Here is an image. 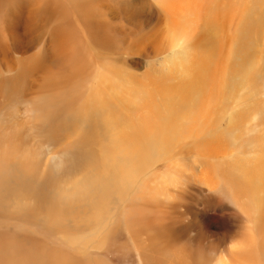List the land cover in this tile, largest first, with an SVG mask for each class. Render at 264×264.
<instances>
[{
    "label": "bare ground",
    "instance_id": "obj_1",
    "mask_svg": "<svg viewBox=\"0 0 264 264\" xmlns=\"http://www.w3.org/2000/svg\"><path fill=\"white\" fill-rule=\"evenodd\" d=\"M162 1L0 0V55L19 65L0 89L28 90L34 113L0 124V178L15 164L48 231L65 228L70 206L83 210L67 250L46 252V264L81 263L95 254L90 235L113 246L124 237L118 229L136 264H164L161 252L168 264H264V0L187 2L165 25L155 19ZM147 3L144 18L136 6ZM157 57L167 61L161 70ZM57 146V182L81 177L66 195L29 162L32 148L36 157ZM160 155L169 217L147 205L166 189L137 181ZM131 183L139 187L124 195ZM114 196L124 206L110 224Z\"/></svg>",
    "mask_w": 264,
    "mask_h": 264
},
{
    "label": "rangeland",
    "instance_id": "obj_2",
    "mask_svg": "<svg viewBox=\"0 0 264 264\" xmlns=\"http://www.w3.org/2000/svg\"><path fill=\"white\" fill-rule=\"evenodd\" d=\"M177 1L163 0L162 3L157 2L158 11L155 19H158L159 22L161 21L163 25H165L167 23L166 20L172 16L169 13L171 8L172 11H175L183 8L184 6L187 7V2H190L187 3L190 4L189 6H193L195 2V0ZM163 2L165 4H163ZM166 2H168L169 4H166ZM170 2L171 6L169 7L168 5H170ZM201 2L206 4L205 0ZM149 4L150 3L143 4L141 7H139L138 5L136 6L144 13V18L147 17V14L149 15L152 11V8H147ZM124 10H133V3L127 2ZM161 16H163V18ZM114 24H123L125 26H129V24H127V22H125L124 20H116L114 21ZM38 48L39 47H37L36 49ZM17 58L18 56H14L11 53L4 54L3 56L0 55V60L7 61L11 64V68L9 70L0 65V82L6 81L10 77V75L19 68V65L17 64ZM162 58L163 57L156 58V62L160 65V70L161 63L167 65V61L165 59L162 60ZM137 60L140 63V67L142 66L141 68H138V72L145 73L143 71L145 70L144 67H146V60L140 56ZM162 72L163 71H161L160 73ZM8 87V85H5L2 89H0V95H3L0 96V124H2L3 122H6L8 124L22 122V119L19 116L20 114H23L24 111H28L29 115H34V113L31 111V100L27 96L28 90L22 88V86L19 87L18 85L17 89H14L13 87V91H9ZM4 88L7 89V92L9 94L8 97H6V95L4 94ZM66 117L67 119H70L68 113ZM2 126L5 128L3 124ZM51 146L52 145H49V147ZM58 149L59 147L57 146L55 148H52V150L50 149V153L38 155L35 157L33 154L37 153L38 149L32 148L33 154L29 162L32 166L31 168L36 167L41 175L50 176L55 187L57 188L58 186H60V188L66 195L72 192L71 190H69L71 183L75 180L81 179V177L77 179L66 178L65 180H63L64 182L62 184H59L57 182L56 176H53V170L57 171V169L52 163V156L56 155L54 154V152H57ZM164 157H166V155L158 156L159 159L156 161V163L152 164L150 162V164L146 168H143L140 171L136 172L137 181H143L150 186L156 185L157 187L166 189L170 180V172L168 164L165 162V160H163ZM2 176L3 177L0 178V264H23V259H32L33 264H46L44 261L46 252H49L51 255H53L57 254L60 251H66L69 247L68 239L72 236L70 234V230L75 229V223L78 221L79 216L83 212V210L79 209L78 205L70 206L68 210L61 215L65 219V228L62 231H58L56 229H51L50 231H48L47 226L44 222V214L38 206L42 203V201L39 196H32L27 189L22 187V183L24 182L25 178H23L24 175L17 172L15 164L13 165L12 170H9V173L7 175ZM82 184L83 185L81 187L85 185L83 181ZM132 185L134 184L131 183L127 187L124 195L132 193ZM137 187H139L138 184L133 186V188ZM37 189L41 190L39 188ZM160 194L162 195L158 196L160 198V201L158 202L159 206H155L154 204H150V206L149 204L147 205L150 209H154L155 207H157V210L160 214H164V216L169 217L171 202L169 188H167L165 191L161 190ZM192 200L193 206L201 202L200 196L198 194H194ZM123 206L124 203L120 201L117 196H114L112 199V219L110 221V224L120 217L123 211ZM195 229V225L192 224L190 228V234L192 236H195ZM118 230L120 231L121 235L124 236L121 237V239L117 242L118 245L114 244L112 246L109 243L105 242L103 240V233L92 234L90 235L87 242L92 247L95 254H92L89 259H82L81 263L79 260L65 258L62 264H136L135 256L131 254L133 252L129 254H127L126 252V248L128 247V243H125L127 242L126 233L122 229ZM165 234L167 235L168 232L166 231L163 236H165ZM74 235H78L76 230ZM148 238L150 239L151 237L146 235L148 246L144 248V253L149 258L153 249L151 248V242ZM46 241L48 245L47 247L46 244H44L46 243ZM120 245L127 246L126 248H124V246L121 247ZM153 246L155 247L154 249L157 252L158 250L156 248H159V244L158 247L157 245ZM25 249H31V251L26 252ZM134 252L136 253V249L134 250ZM158 254L159 252H157L155 256L157 257ZM99 257L102 260L99 259ZM160 257L163 259L162 263L168 264V254L161 252ZM48 264L56 263L53 259Z\"/></svg>",
    "mask_w": 264,
    "mask_h": 264
}]
</instances>
